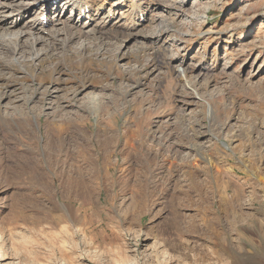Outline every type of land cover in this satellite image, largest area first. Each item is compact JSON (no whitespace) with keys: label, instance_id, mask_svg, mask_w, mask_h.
Here are the masks:
<instances>
[{"label":"rangeland","instance_id":"1","mask_svg":"<svg viewBox=\"0 0 264 264\" xmlns=\"http://www.w3.org/2000/svg\"><path fill=\"white\" fill-rule=\"evenodd\" d=\"M65 1L46 17L78 19ZM131 3L138 27H59L55 42L48 27L15 53L39 15L0 28V264H264V0ZM54 121L63 151L47 148ZM97 122L114 183L66 190L56 171L90 170L51 163H74L75 140L101 159Z\"/></svg>","mask_w":264,"mask_h":264},{"label":"bare ground","instance_id":"2","mask_svg":"<svg viewBox=\"0 0 264 264\" xmlns=\"http://www.w3.org/2000/svg\"><path fill=\"white\" fill-rule=\"evenodd\" d=\"M58 1L59 0H19L17 2L16 1L14 2V3H17L18 6L16 5V7H11L9 5V2L6 3V2H3V0H0V28H2V27L5 28L6 26L15 27V25H17L20 21L25 20V18L27 16L29 17V15H31L33 13H37L39 15L38 18L35 17L36 20H34V22L32 23V25L30 27V33L31 34L28 31H27L28 34L23 32L24 35L22 34L21 36H18L16 38V43H15L16 45H13V48H12L14 53L17 50H21V48H24L25 46L30 44L29 35L32 36V33H35L37 31H38V33L43 34L44 31H48L47 30L48 27L52 28V31L50 32L52 35L50 36V39H48V40H50V42H55L56 38L60 34V31H62L61 28H64V29L67 28V31H68V28H69V30L70 29H72V30L76 29V30L80 31V29H81V30L85 31V29H88L89 26L94 22H96V24H97V22L99 21L98 23L101 24L100 27L102 25L104 27H107L109 25L111 26V25H115V24L120 25V22H122L121 21L122 19L124 20L122 24L128 25L127 23L129 22V19L134 16V14L136 13L137 10H138V14L136 13V16H138L137 20L139 22L141 21L142 18L144 19V14H145L144 13L145 11L141 9L140 5H137L138 9L136 11H135L136 8L134 7L135 6L134 3H131L130 6L127 7L128 0H124V3H121L120 0L117 2H114V3H112V0H66L65 2H63V4H61L62 10L65 11L66 9L70 8L71 11H73L74 13H78V19H73L70 17L71 19L65 20L64 17H62V16L60 18V16H59L60 14L57 16V18H55V16H56V13H55L54 16L52 15L53 17L51 16L52 18H50V19L47 18V21L43 22L41 20V17L45 15L46 11L52 10V8L55 6V4ZM52 5H54V6H52ZM102 11H104V12L101 13ZM66 13H68V10ZM116 14H118V16H119L118 21L114 20V17ZM69 15H71V14H69ZM111 16L113 17L112 19L109 18ZM30 20H31V22L33 21L32 19H30ZM25 22H23V24ZM134 22H132V21L129 22L130 28L138 27V25L134 24ZM94 25H93V27H94ZM25 27H26V25H25ZM59 27H61V28L59 29ZM28 30H29V28H28ZM91 30L89 28V30H87L85 32V34L91 35V33H93V34L97 33V31L92 32ZM73 32H75V31H73ZM77 33H76V35H78ZM81 33H83V32L81 31ZM67 35H69V34H67ZM73 35L74 34H72L71 36L73 37ZM79 35H80V32H79ZM80 36H82V35H80ZM77 37H79V36H77ZM160 37H161V35L157 34L154 39H159ZM23 39L25 41H23ZM90 39H92V38H90ZM1 40H0V46H1L0 49H2V51H5L6 48H4V45L2 43L3 41H1ZM9 40L10 39H7L6 41H9ZM87 40H89V38ZM58 41H59V38H58ZM41 42H44V41L41 40ZM45 42H46V40H45ZM5 45L7 46L6 43H5ZM34 45H35V43L33 42L27 48L31 47L34 49V47H35ZM195 97H197V96H195ZM74 119L79 120L76 117H71L70 120L66 119V120L70 121L71 123L73 122V124H74L72 126V124L70 122H68L70 125L68 130L71 131V134L69 133L70 136L73 138V140L76 137V135L80 136L84 140H89L90 139V137H88L89 133L86 130H84L86 127L85 126L83 127L82 125L77 124L76 123L77 121ZM50 126L51 127L46 132L47 133L46 134L47 148L50 150L52 149V150H57V151H63L66 144L61 139V137L56 136L57 132L60 131V127L58 126L57 121H54L53 125H50ZM73 129L75 130V132L73 131ZM90 134H91V132H90ZM108 134H109L108 138L105 137L104 140L100 141L101 137L107 136V131L102 128L100 122H97V132L95 134V138L98 140L97 141L99 144L98 149L100 150V153H102L101 159L98 157L94 158V155H93L94 150L90 149V147L88 145L84 147L82 145H78L76 140L75 141L72 140L74 143H76L75 148H78L77 154H75V157H74V161L75 160L76 161L72 164H65L64 163L65 166H62V164L59 163L58 161H54L51 163L52 166H50V168L51 167H54V168L57 167V169H60L63 167H65V168L67 167L68 169H76L79 174H81L82 170H84V166L88 167V169L90 170V173L92 174L90 176V178L88 177V179L86 178L87 180H83V178L76 177L78 179L76 181V180H72V177H73L72 175L70 177L65 178L64 175L59 176V174H62V172L57 174V171L55 170L56 174L52 177L53 178L52 181L57 180L58 184H60L61 187H63L66 190H69V191H72L73 189H80L81 186H82V189H84V190H86V186L89 187V189H97L99 186L100 187H106V185H107L106 183L109 180H110L111 184L114 183V181L112 179H110L109 176H110V164L112 161L111 160L112 156H110V152L113 154V153H115V151H114V149H111V144H112L111 140H113L112 134H110V133H108ZM53 139L55 141L54 144H52ZM90 141H91V139H90ZM88 144H89V141H88ZM123 154L129 155V154H131V152L128 153L127 150H124ZM127 165H128V162L124 161L122 173H125L129 169H131L132 165L128 168H127ZM104 173H107V174H104ZM75 193H76V197H79V199L80 198H83V199L86 198L85 197L86 192H83V191L79 192L78 191ZM89 194L92 195L93 191H90ZM65 216L68 217V219H71L70 215L66 214ZM83 231H84V229H83ZM262 256H264V254ZM240 260L235 259L234 263L235 264H245V261H246L245 259H244L245 261L242 259H240Z\"/></svg>","mask_w":264,"mask_h":264}]
</instances>
